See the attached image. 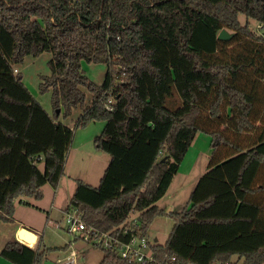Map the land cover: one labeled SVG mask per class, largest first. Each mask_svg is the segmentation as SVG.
Instances as JSON below:
<instances>
[{"label":"trees","instance_id":"16d2710c","mask_svg":"<svg viewBox=\"0 0 264 264\" xmlns=\"http://www.w3.org/2000/svg\"><path fill=\"white\" fill-rule=\"evenodd\" d=\"M240 14L264 25V0H0V220L59 185L74 136L60 116L84 105L86 87L93 99L77 125L105 121L95 146L110 161L98 185L75 179L66 210L125 240L150 239L155 219L171 217L145 264H264V36ZM224 28L230 40L218 38ZM44 51L53 115L15 67ZM83 61L107 64L102 84ZM174 87L182 105L171 109ZM199 132L211 138L207 169L185 207L168 211L158 201ZM41 241L13 238L0 254L42 264L57 247ZM102 250L100 264H142Z\"/></svg>","mask_w":264,"mask_h":264},{"label":"rangeland","instance_id":"374dc122","mask_svg":"<svg viewBox=\"0 0 264 264\" xmlns=\"http://www.w3.org/2000/svg\"><path fill=\"white\" fill-rule=\"evenodd\" d=\"M242 24L249 25V28L255 34H263L264 25L260 24L256 19L247 18L244 14L239 15ZM232 38V37H231ZM230 38V39H231ZM229 39V40H230ZM53 57L50 51H44L41 54L27 55L24 61L15 65L17 71L22 75V80L29 88L33 96L42 104V106L53 115L56 111L52 102V92H41L40 83L42 75H50L51 69L49 61ZM82 67L86 75L96 84H102L108 70V66L104 62H82ZM86 100L84 105H80L73 109L72 113L64 117L60 116V120L65 124L74 128V136L66 157V172L63 180L64 188L57 191L56 206L58 204H67L74 192L75 179L83 172L88 173V177H79L93 185H98L103 172L110 161V154L100 150L95 146V138L100 135L104 129L105 121H94L84 126H78L77 121L83 112V108L91 104L93 93L86 87ZM167 106L176 109L182 105V99L174 87V93L167 99ZM210 136L199 132L195 137L192 145L186 154L178 172L175 174L168 191L160 201V205L169 211L167 203H175L172 210H182L188 202L189 195L194 189L197 178L205 170L208 163V156L211 152ZM202 172V173H201ZM200 174V175H199ZM47 197L42 199L27 198L26 205L16 201L18 219H28L32 222L34 229L40 232L42 237V248L57 247L55 250L47 251L42 264H65L69 259L74 264H100L104 252L101 247L96 246L83 238H77L76 234L68 230V224L65 220V209L63 211L53 208V197L56 188L50 184L46 185ZM41 204V205H39ZM41 206L42 210L32 208V206ZM67 206L65 208H67ZM50 213V214H49ZM174 221L169 216H159L155 219L150 227V240L157 238L158 243H165L169 233L173 227ZM15 221L0 220V252L6 243L14 238ZM29 245V244H27ZM38 244H34L36 248ZM69 245L67 249L64 247ZM31 246V245H29ZM32 247V246H31ZM71 254L68 259L67 255ZM1 264H14L0 254ZM242 264V261H238Z\"/></svg>","mask_w":264,"mask_h":264},{"label":"built area","instance_id":"2783aa9c","mask_svg":"<svg viewBox=\"0 0 264 264\" xmlns=\"http://www.w3.org/2000/svg\"><path fill=\"white\" fill-rule=\"evenodd\" d=\"M106 108L108 110L113 109L111 99L106 104ZM65 215L68 230L84 240L102 249L114 251L121 258H126L135 263L145 264L155 260L154 252L150 246L151 240L147 237L134 235L125 240L118 234L100 231L94 225L88 224L84 220L82 212L75 206L66 210ZM70 260L72 264L73 260Z\"/></svg>","mask_w":264,"mask_h":264},{"label":"crops","instance_id":"0c3cea01","mask_svg":"<svg viewBox=\"0 0 264 264\" xmlns=\"http://www.w3.org/2000/svg\"><path fill=\"white\" fill-rule=\"evenodd\" d=\"M197 136V135H196ZM66 166H65V169H64V175L62 176V178H61V180H60V182H59V185L57 186V188H56V191H55V193H54V197H53V204L51 205L53 208H55V207H57V210H60V211H63L64 209L66 210V206H67V204H58L57 206L55 205L56 204V199H57V191L59 190V188L61 189V190H63V188H64V185H63V180H64V176H65V172H66ZM206 169H207V165H206ZM206 171V170H205ZM204 171V172H205ZM203 172V173H204ZM202 173V172H201ZM202 173V174H203ZM201 174V175H202ZM200 175V174H199ZM200 175V176H201ZM200 176H198L199 178H200ZM78 178L79 177H83V178H85V177H88V173L87 172H83L82 174H80V176H77ZM199 178H197V179H199ZM82 179V178H81ZM84 180V179H83ZM198 181V180H197ZM76 182V181H75ZM197 183V182H196ZM46 185L47 184H45L44 186H43V191H44V196H43V198H42V200L44 199V198H46L47 197V194H48V192H47V189H46ZM75 187H76V184H75ZM74 190H75V188H74ZM73 195V194H72ZM72 197V196H71ZM163 198V197H162ZM161 198V199H162ZM71 199V198H70ZM161 199L158 201V204L160 205L161 203H160V201H161ZM27 202H28V200L27 199H24V202H21L23 205H26L27 204ZM69 202H70V200H69ZM55 203V204H54ZM69 204V203H68ZM39 205H41V204H39ZM174 205H175V203H167V206L166 207H169V211H171L172 209H173V207H174ZM161 206V205H160ZM162 207V206H161ZM164 207V206H163ZM32 208H37V210H42V208H41V206H32ZM165 208V207H164ZM16 213H18V207L16 206V212H15V215H14V218H13V221H15V223H16V228H15V233H14V238H17L19 241H21V242H23V243H25L26 245L27 244H29V245H31L32 247H34V244L36 245V244H38V243H40V240H41V236H40V232L38 231V230H36V229H34V227L32 226V222H30L28 219H18L17 217H16ZM50 214V213H49ZM22 227H26L27 229H29V230H31V231H33V232H35L36 234H37V236H34L32 239H29V240H23V239H21L19 236H18V232H19V230L22 228ZM28 245V246H29ZM71 257V254H68L67 255V258L69 259ZM71 264V260L69 259V260H67L66 262H65V264ZM72 264H74V261L72 262Z\"/></svg>","mask_w":264,"mask_h":264},{"label":"water","instance_id":"95a60500","mask_svg":"<svg viewBox=\"0 0 264 264\" xmlns=\"http://www.w3.org/2000/svg\"><path fill=\"white\" fill-rule=\"evenodd\" d=\"M232 36L233 33L228 31L226 28L222 29L218 34V38L222 40H229ZM263 36H264V32H263ZM57 112H60V109H58ZM18 236L23 240H29L32 239L34 236H37V234L27 229L26 227H22L18 232ZM154 240L157 241V238H155Z\"/></svg>","mask_w":264,"mask_h":264}]
</instances>
